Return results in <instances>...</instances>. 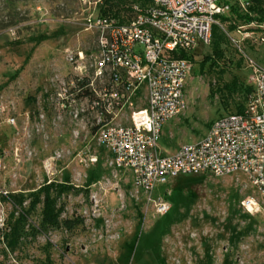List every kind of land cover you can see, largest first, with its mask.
<instances>
[{
  "label": "rangeland",
  "instance_id": "374dc122",
  "mask_svg": "<svg viewBox=\"0 0 264 264\" xmlns=\"http://www.w3.org/2000/svg\"><path fill=\"white\" fill-rule=\"evenodd\" d=\"M94 1L0 0V264H232L237 256L245 263L263 261L264 201L247 174L180 173L156 188V194L171 191V209L157 214L132 171H114L107 164L110 151L91 135L75 148L89 147L99 162L82 165L75 155L56 161L49 195L53 211L60 210L59 223L45 219V162L72 140L66 127L49 129L55 134L49 139L34 135L32 123L51 93L55 71L69 69L64 50L96 48L90 17L127 21L133 5L152 2L114 0L129 9L116 12L112 0ZM253 3L247 11L236 2L237 9L223 15L228 20L216 23L209 44L179 53L193 64L188 108L163 127L162 153L199 142L213 121L247 103L252 65L264 67V0ZM145 89L142 84L138 105L146 101ZM11 107L16 125L7 121ZM107 180L118 182L123 196L99 190ZM94 191L102 213L90 219ZM249 199L257 202L253 211L244 204Z\"/></svg>",
  "mask_w": 264,
  "mask_h": 264
},
{
  "label": "built area",
  "instance_id": "2783aa9c",
  "mask_svg": "<svg viewBox=\"0 0 264 264\" xmlns=\"http://www.w3.org/2000/svg\"><path fill=\"white\" fill-rule=\"evenodd\" d=\"M239 1L247 11L253 3L152 0L148 5H133V16L127 21L101 13L90 17L89 25L98 33L96 48L64 50L69 69L55 71L49 109L41 107L32 123L34 135L49 139V129L66 127L72 140V145L55 150L46 160L45 184L54 181L55 163L66 156L75 155L82 165L99 162L89 147L75 148L77 141L91 135L110 151L107 164L114 171H132L135 186L153 202L157 214L171 209V191L156 194V188L185 172L216 176L244 172L257 184L264 201V67L252 65L251 89L243 108L218 117L199 142L182 144L172 154L162 153L158 143L166 123L188 108L186 83L193 64L179 53L209 44L213 26ZM142 84L146 101L138 105ZM7 112V121L16 125L15 107ZM27 153L31 156L33 150ZM98 188H112L122 195L115 181L100 182ZM90 201L92 219L102 213L98 191L91 193ZM244 204L253 211L257 202L249 199ZM104 224L110 231V220ZM232 264H264V260L245 263L237 256Z\"/></svg>",
  "mask_w": 264,
  "mask_h": 264
},
{
  "label": "trees",
  "instance_id": "16d2710c",
  "mask_svg": "<svg viewBox=\"0 0 264 264\" xmlns=\"http://www.w3.org/2000/svg\"><path fill=\"white\" fill-rule=\"evenodd\" d=\"M255 1H259V0H255ZM111 5H112V8L115 9V11H128L129 9L124 7V5H119L118 1H114L112 0L111 1ZM254 6V3L253 5L250 7L252 9V7ZM236 6H233L232 10H236L235 9ZM223 17V16H222ZM225 20H228L227 17H223ZM20 22V21H19ZM216 27V24L213 26V30L214 28ZM0 28H4V26H0ZM250 90V89H249ZM45 189H46V192H45V199H44V217L45 219H49L50 221L54 222V223H59V216H60V210L54 212L53 211V208H52V204H51V197L49 195V192H50V189H51V185L50 184H47L45 185ZM65 224H68V225H71L72 224V221L71 220H66L65 221Z\"/></svg>",
  "mask_w": 264,
  "mask_h": 264
},
{
  "label": "crops",
  "instance_id": "0c3cea01",
  "mask_svg": "<svg viewBox=\"0 0 264 264\" xmlns=\"http://www.w3.org/2000/svg\"><path fill=\"white\" fill-rule=\"evenodd\" d=\"M222 17V16H221ZM248 86H250V84H247ZM247 91L249 92L250 90L249 89H247ZM139 103H141L140 102V100H139ZM145 104V102L144 103H142L141 105H144ZM32 107H36L37 108V103H34V104H32ZM43 107L45 108V109H49V104H48V102H45V104L43 105ZM242 108V107H241ZM241 108H238V109H236V110H240ZM40 109H38L37 111H36V113L39 111ZM236 110H232V111H236ZM35 113V114H36ZM36 117V116H35ZM35 119V118H34ZM51 132V134L50 135H55L54 133H53V131H50ZM60 135V134H59Z\"/></svg>",
  "mask_w": 264,
  "mask_h": 264
}]
</instances>
